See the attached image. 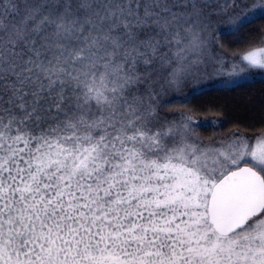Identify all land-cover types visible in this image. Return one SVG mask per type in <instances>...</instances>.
Listing matches in <instances>:
<instances>
[{"label":"snow or ice","instance_id":"1","mask_svg":"<svg viewBox=\"0 0 264 264\" xmlns=\"http://www.w3.org/2000/svg\"><path fill=\"white\" fill-rule=\"evenodd\" d=\"M257 83L264 0H0V264H264Z\"/></svg>","mask_w":264,"mask_h":264},{"label":"trees","instance_id":"2","mask_svg":"<svg viewBox=\"0 0 264 264\" xmlns=\"http://www.w3.org/2000/svg\"><path fill=\"white\" fill-rule=\"evenodd\" d=\"M232 39L230 36L225 38L230 51L246 47L245 44L232 43ZM262 108L264 86L259 83L233 90L209 89L192 95L187 104V110L204 122L198 131L205 137L215 130L212 126L215 121H224L223 128H227L231 122L259 118Z\"/></svg>","mask_w":264,"mask_h":264}]
</instances>
